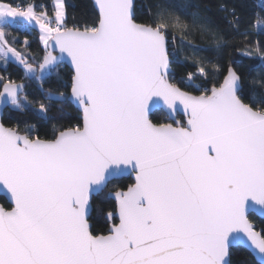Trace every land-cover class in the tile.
I'll list each match as a JSON object with an SVG mask.
<instances>
[{"label": "snow or ice", "instance_id": "snow-or-ice-1", "mask_svg": "<svg viewBox=\"0 0 264 264\" xmlns=\"http://www.w3.org/2000/svg\"><path fill=\"white\" fill-rule=\"evenodd\" d=\"M67 7L66 0H54L51 10L0 0L5 70L14 60L23 79L43 89L67 61L71 95L59 98L75 102L82 116L52 139L0 122V192L9 198L0 205V264H232L233 245L245 240L264 264V226L252 219L264 225V91L246 92L231 62L219 81L232 37L191 4L181 7L188 20L158 3L142 22L137 0H95V18L71 24ZM220 8L238 33L237 7ZM20 22L38 26L39 59L27 39L25 53L7 38ZM255 26L264 34V15ZM177 28L180 51L171 34ZM197 32L210 48L184 43ZM202 51L208 55L198 57ZM256 51L264 60L259 41ZM181 57L194 60L196 71L177 81ZM25 87L0 76V109L35 103L46 115L56 96L32 101ZM161 104L170 114L182 109L186 121L155 120ZM127 173L135 182L117 186ZM96 193L115 201L105 234L90 225Z\"/></svg>", "mask_w": 264, "mask_h": 264}, {"label": "trees", "instance_id": "trees-1", "mask_svg": "<svg viewBox=\"0 0 264 264\" xmlns=\"http://www.w3.org/2000/svg\"><path fill=\"white\" fill-rule=\"evenodd\" d=\"M12 2L19 4L21 0H12ZM47 5L49 10L54 0H33ZM140 11L137 15L142 22H148L150 15L155 12V5L161 4L168 7L170 11L175 12L183 20L189 18L181 10L184 5H195L200 11L215 21L221 28L228 32L232 37L231 45L226 53L219 59L222 65L219 81L222 82L223 75H226V69L231 62L233 68L238 72L243 73L245 78V91L251 94L264 91V60H261V53L256 51V44L259 41L261 48H264V34H261L260 29L255 26V19L258 16L264 15V0H137ZM67 12L69 15L70 24L75 22L90 21L95 18L97 11L91 0H66ZM221 4L226 5L229 10L232 6H236L239 15L242 18V26L239 32H232L229 28V21L231 17L221 11ZM151 10V12L149 11ZM249 24L252 26L249 27ZM175 35L177 50L180 51L179 45L181 43V31L175 29L171 31ZM39 28L34 25H28L20 22L9 28L7 38L11 41L13 39L20 43L16 45L17 50L21 52H28V49L23 47L25 39L32 45L31 55L39 59L44 54L42 42L39 40ZM189 40L201 49L210 48L211 42L207 38H202L197 32L194 36L184 40L187 44ZM250 46V47H249ZM187 52V50H184ZM251 55H246V53ZM188 55H193L187 52ZM198 57H206L208 53L202 51L196 54ZM5 70V66L1 64L0 60V76L10 77L17 84H25V93L29 100L37 101L44 100L48 91H51L56 98L47 101L49 111L46 115L39 112V105L32 104L26 107L23 111L14 110L11 106L3 115L2 122L6 127L17 129L23 134L28 128L34 129V135L40 136L42 139H52L57 130L61 128L72 127L77 124H82L81 113L75 106L67 99L61 102L59 93L63 92L65 97L71 95V76L72 72L65 65H61L57 73L52 74L43 85V89L35 81H27L23 79V71L15 62L10 61ZM174 76L178 81L181 77H185L188 72L196 71V63L194 60L184 61L181 57L179 63L173 65ZM200 83V81H197ZM211 87V85H208ZM198 94V93H193ZM154 119L158 121L170 122L166 114L162 111L154 114ZM178 120L184 122L183 117H178ZM171 123V122H170ZM117 186H128L134 183L131 177L114 182ZM112 185L109 186V191H115ZM107 193H101L93 198L92 214L90 222L92 229L96 233L105 234L107 232L108 221L106 214L112 211L115 207V201L110 200ZM0 204L7 207L9 204L4 198H0ZM253 220L256 221L257 226H264L260 224V219L253 215ZM232 264H258L249 252L244 249L236 248L231 250Z\"/></svg>", "mask_w": 264, "mask_h": 264}, {"label": "water", "instance_id": "water-1", "mask_svg": "<svg viewBox=\"0 0 264 264\" xmlns=\"http://www.w3.org/2000/svg\"><path fill=\"white\" fill-rule=\"evenodd\" d=\"M91 1L93 2V5H94V7H95V0H91ZM95 10H96L97 13H98V10H97L96 7H95ZM63 65H65L66 67H68V68L70 69V71L72 72V66L70 65V63H68V62L66 61ZM70 102H71V103L75 106V108L80 112L79 106H78L77 104H75V102H73V101H70ZM10 107H11V106H6V107L0 109V122H2V118H3V115H4V113L6 112V110H7L8 108H10ZM159 111L164 112V113L166 114V116H167V118L169 119L170 122H173V118H174L175 120H178V117H179V116H180V117H183V118L185 119V121H186V119H187L186 114L183 112L182 109H181V111H179V112H176V113H172V114H170L169 111L166 109V107H164V106L161 104V105H158L156 108L153 109L154 114H155L156 112H159ZM80 113H81V112H80ZM81 118H82V116H81ZM174 126H175V124H174ZM129 177H131V178L133 179V181H134V174H133V173H127V174L125 175V177L122 178V179L129 178ZM122 179H120V180H122ZM134 182H135V181H134ZM100 194H101V193L93 194V196H92V198H91V200H90V203H91V208H90V210H89V216H90V218H91V214H92V201H93V198L96 197V196H98V195H100ZM0 198H4V199L8 202V204H9V198H8V194L6 193V191H5V192H0ZM0 205H1V204H0ZM254 216L257 217V218H259V216L255 215V214H254ZM259 219H260V218H259ZM90 225H91V227H92L91 222H90ZM236 248H241V249L246 250L247 252H249V253L251 254V256L255 259V261H256L258 264H262L261 257H260V254L258 253V250L252 248V247L250 246V242H247V241L245 240L243 243H240V244H234L233 247H232V249H236ZM232 249H231V250H232Z\"/></svg>", "mask_w": 264, "mask_h": 264}, {"label": "rangeland", "instance_id": "rangeland-1", "mask_svg": "<svg viewBox=\"0 0 264 264\" xmlns=\"http://www.w3.org/2000/svg\"><path fill=\"white\" fill-rule=\"evenodd\" d=\"M13 62H15V61L13 60ZM15 63H16V62H15ZM1 64L4 66V61L1 60ZM16 64H17V63H16Z\"/></svg>", "mask_w": 264, "mask_h": 264}, {"label": "crops", "instance_id": "crops-1", "mask_svg": "<svg viewBox=\"0 0 264 264\" xmlns=\"http://www.w3.org/2000/svg\"><path fill=\"white\" fill-rule=\"evenodd\" d=\"M38 27V26H37Z\"/></svg>", "mask_w": 264, "mask_h": 264}]
</instances>
